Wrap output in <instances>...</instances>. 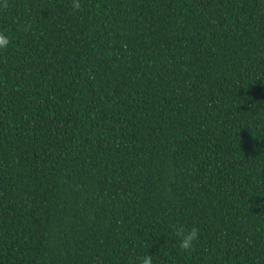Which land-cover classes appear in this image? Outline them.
<instances>
[{"label":"trees","instance_id":"obj_1","mask_svg":"<svg viewBox=\"0 0 264 264\" xmlns=\"http://www.w3.org/2000/svg\"><path fill=\"white\" fill-rule=\"evenodd\" d=\"M78 2L0 0V264H264V0Z\"/></svg>","mask_w":264,"mask_h":264},{"label":"clouds","instance_id":"obj_2","mask_svg":"<svg viewBox=\"0 0 264 264\" xmlns=\"http://www.w3.org/2000/svg\"><path fill=\"white\" fill-rule=\"evenodd\" d=\"M72 10L74 12L81 11V4L78 0H73ZM9 43V37L4 32H0V49L6 48ZM177 235L181 237L179 247L183 250H188L193 247L194 242L198 239L199 230L197 228H193L191 231L185 232L181 228L177 230ZM141 264H153L152 256L149 254L141 258Z\"/></svg>","mask_w":264,"mask_h":264}]
</instances>
